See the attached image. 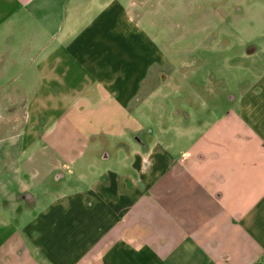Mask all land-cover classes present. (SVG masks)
Segmentation results:
<instances>
[{
    "label": "crops",
    "instance_id": "crops-1",
    "mask_svg": "<svg viewBox=\"0 0 264 264\" xmlns=\"http://www.w3.org/2000/svg\"><path fill=\"white\" fill-rule=\"evenodd\" d=\"M151 3L0 0V78L21 79L29 97L24 135L59 151L71 141L60 153L72 163L93 137L118 139L125 152L87 188L48 203L18 191L26 204L0 219V264H264V59L239 94L225 95L232 108L222 118L175 112L174 126L208 125L196 137L176 131L192 139L187 146L147 140L152 130L128 112L171 81L165 53L141 26ZM198 95L190 102L207 106ZM48 169L59 179L70 166L52 159Z\"/></svg>",
    "mask_w": 264,
    "mask_h": 264
},
{
    "label": "rangeland",
    "instance_id": "rangeland-1",
    "mask_svg": "<svg viewBox=\"0 0 264 264\" xmlns=\"http://www.w3.org/2000/svg\"><path fill=\"white\" fill-rule=\"evenodd\" d=\"M153 4L143 8L141 26L165 53L167 63L161 68L162 77L170 76L171 81L156 96L149 94L145 101L136 99L128 115L136 118L147 131L152 130L146 133L147 140L153 135L156 141L170 140L178 146H187L192 139L175 132L192 131L196 137L208 125L181 121L174 126L175 112L182 113L185 109L195 118L211 115L209 111L213 109V117L222 118L232 108L231 103L224 101L225 95L239 94L253 79V72L261 67L264 0H153ZM251 47L256 49L252 55L243 56ZM10 79L0 78V164L10 161L6 170L0 172V219L18 203L26 204L17 196L22 188L30 190L40 204L48 203L60 194L87 188L93 173H99V167L125 157L115 138L100 143L99 137H93L94 141L83 148L82 154L76 155L79 160L75 163L60 153L68 150L71 141L60 151L56 147H42V141L31 143L24 135L23 119L26 111L23 103L29 97L18 90L21 79ZM153 80H156L154 68L146 80L145 91L151 93ZM8 81L10 85L4 89L2 84ZM205 93L207 106L190 102V95L201 94L196 96L199 98ZM92 117L97 119L98 115L87 118ZM85 119L83 122L90 128L92 123L88 124ZM96 141L98 147L93 145ZM129 141L136 145L134 139ZM106 147L111 161L103 157ZM8 149L10 158L6 157ZM52 159L68 163L70 169L65 177L56 179L57 174L49 171ZM26 162L28 169L23 168Z\"/></svg>",
    "mask_w": 264,
    "mask_h": 264
}]
</instances>
